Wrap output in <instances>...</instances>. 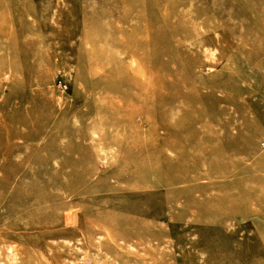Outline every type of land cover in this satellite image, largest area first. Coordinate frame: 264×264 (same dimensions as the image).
<instances>
[{"label": "rangeland", "instance_id": "1", "mask_svg": "<svg viewBox=\"0 0 264 264\" xmlns=\"http://www.w3.org/2000/svg\"><path fill=\"white\" fill-rule=\"evenodd\" d=\"M0 264H264V0H0Z\"/></svg>", "mask_w": 264, "mask_h": 264}, {"label": "built area", "instance_id": "2", "mask_svg": "<svg viewBox=\"0 0 264 264\" xmlns=\"http://www.w3.org/2000/svg\"><path fill=\"white\" fill-rule=\"evenodd\" d=\"M64 87V86H63Z\"/></svg>", "mask_w": 264, "mask_h": 264}]
</instances>
